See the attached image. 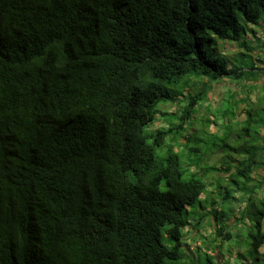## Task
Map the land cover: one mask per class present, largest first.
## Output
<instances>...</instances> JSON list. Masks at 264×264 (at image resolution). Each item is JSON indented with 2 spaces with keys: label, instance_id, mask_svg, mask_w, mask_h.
Returning a JSON list of instances; mask_svg holds the SVG:
<instances>
[{
  "label": "trees",
  "instance_id": "16d2710c",
  "mask_svg": "<svg viewBox=\"0 0 264 264\" xmlns=\"http://www.w3.org/2000/svg\"><path fill=\"white\" fill-rule=\"evenodd\" d=\"M245 24L264 0H0V264H202L206 221L207 264H264V92L195 113L258 75Z\"/></svg>",
  "mask_w": 264,
  "mask_h": 264
},
{
  "label": "rangeland",
  "instance_id": "374dc122",
  "mask_svg": "<svg viewBox=\"0 0 264 264\" xmlns=\"http://www.w3.org/2000/svg\"><path fill=\"white\" fill-rule=\"evenodd\" d=\"M263 21V19H262ZM262 21H260V24L262 23ZM248 26L250 27V29H255L256 33H252L250 35L249 38H247L248 41H250V43L252 45H254V47H258V43L259 41L264 40V33L262 32V30H257V29H263L259 26L253 25V24H245V27ZM228 50L229 51H225L222 52L224 55H226V57H229V59L232 61V65L236 66V65H240L238 56L240 52H243L242 49L237 48V45L233 46V45H229L228 46ZM262 53L264 54V49H262ZM223 51V50H222ZM250 55L252 58V61L254 63L255 66V71H259L258 75L255 74V76L253 75H249V77L251 76V78H249L248 80L251 81H245L242 79H223L221 82L214 84L213 87V91L209 94L208 100L206 102H204L203 104H201L202 106V110H200V108H196L195 109V113H196V123L199 120V125L197 127L198 130H201V132H206L208 131L207 127H206V122H203V125H201V121L202 119L205 120L206 119H210V120H215V115H214V111L213 110H217L219 108L224 107L225 105H227V103L232 99V97L234 98L233 101L231 102L232 106H235L234 103L236 104V100L239 101V107L242 109L244 108V104L241 103V100L245 98L246 94L249 93V90H254L251 94V102L253 103H257L258 100V94L257 93H263L264 92V70H259V68L264 69V56L261 54V49H256L254 50ZM241 62V61H240ZM244 65L246 66V62H243ZM236 64V65H234ZM251 64V63H250ZM257 67V68H256ZM257 75V76H256ZM256 79H255V78ZM255 79V80H254ZM250 82V83H249ZM254 88V89H253ZM185 102H182L181 108L184 107ZM171 103L169 104H161L159 109L161 111H167L166 113H172L175 111V107H171ZM213 106V115L209 114L208 111L210 109H212ZM252 106V104H251ZM204 107V108H203ZM242 117V119H245L246 116L244 113H242L240 115ZM194 121V119L192 120ZM169 122V123H168ZM178 122L172 117V116H159L156 121L154 122V124L150 125L149 127H147L146 131L148 133H151L153 131H155L156 129H160V128H166L168 125L170 124H177ZM219 124H222V121H219ZM219 125V126H220ZM215 125H212V127ZM186 129H189L190 126L188 124H186L184 126ZM211 127V128H212ZM209 131H211V133H214L215 128L210 129ZM176 149L178 152L181 153V165L183 170H185V178H189L192 177L194 173H196V171L191 168L189 166V162H188V158H187V154L186 151L183 148H180L178 146H176ZM200 149H202V147H200ZM213 163V162H212ZM264 174V173H263ZM216 177V176H215ZM207 184H209V182L211 183V180H207ZM219 188L218 186H213L212 185H208V187L206 188V192L209 191H215V195L219 193ZM206 195V194H205ZM239 196V194H236ZM204 198L201 197V200ZM229 202L226 203L225 206H228ZM224 207V205H221L220 208L222 209ZM189 234L187 235V238L185 239V242L187 243L185 247L186 252L190 258L192 260H197L198 259V255H200V257H202V264H207L208 260L205 257V254L208 253L209 255L214 253L213 249L214 247L217 248L216 245L212 244L207 252L202 251L201 249H198V247L201 248H205L206 243L210 242L209 240L211 239V227H210V222L206 221L203 230H201L200 232H196L193 231L192 228L189 229ZM227 246L229 247L230 245L227 244ZM239 247L237 245H232V253L231 254H224V258L220 257V254L225 251V248H218L217 253H218V258L216 260L217 264H235L234 261V257L236 255V253L238 252ZM262 252H264V248L261 249ZM213 255V254H212ZM215 255V254H214Z\"/></svg>",
  "mask_w": 264,
  "mask_h": 264
}]
</instances>
